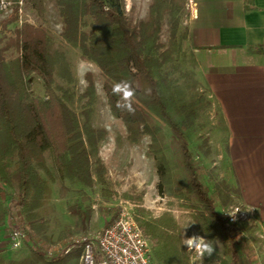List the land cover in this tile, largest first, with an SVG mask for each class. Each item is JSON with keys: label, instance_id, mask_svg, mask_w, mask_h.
Segmentation results:
<instances>
[{"label": "trees", "instance_id": "trees-1", "mask_svg": "<svg viewBox=\"0 0 264 264\" xmlns=\"http://www.w3.org/2000/svg\"><path fill=\"white\" fill-rule=\"evenodd\" d=\"M12 1L13 13L0 22L2 31L12 27L13 34L0 35V231L10 229L21 217L30 253L20 260L0 253V264H68L80 258L83 242L77 249L49 256L27 230L45 236L43 206L55 181L59 190L67 188L68 181L81 195L69 205V211L82 225L86 223L90 211L83 205L85 188L97 183L101 194L108 193L105 169L97 155L106 131L90 121L95 102L90 74L85 75V90L77 97L65 51L54 45L45 27L27 22L18 25V0ZM27 1L43 13V0ZM54 2L62 19L63 43L77 48L82 59L95 63L106 75L103 89L107 103L112 115L123 122L127 140L136 142L143 134L150 136L148 151L154 159L159 192L187 200L206 243L215 246L213 241H220L223 252L236 264L241 253L234 240L237 226L225 224L215 199L198 177L195 150L208 154L209 147L207 139L198 136L197 119L210 101L195 90L194 82L190 83L192 70L181 69L183 72L175 75L187 39V31L179 30L186 0H151L147 20L137 26L127 19L125 0ZM164 22L169 33L166 44L160 41ZM9 48L17 54L7 58ZM252 52L264 55V46ZM189 64L191 68L197 66L192 56ZM33 74L41 79L45 97L31 93L29 78ZM121 81L129 82L135 90L132 112L117 107L121 96L113 94V87ZM76 97L79 101L86 98L79 111ZM215 116L226 153L227 126L218 108ZM220 184L216 191L221 203L226 204L232 188L226 182ZM134 218L142 233L151 235V257L157 264H187L171 216L139 220L134 214ZM95 254L98 259L100 253ZM244 262L249 264L245 257Z\"/></svg>", "mask_w": 264, "mask_h": 264}, {"label": "rangeland", "instance_id": "rangeland-1", "mask_svg": "<svg viewBox=\"0 0 264 264\" xmlns=\"http://www.w3.org/2000/svg\"><path fill=\"white\" fill-rule=\"evenodd\" d=\"M18 1L16 2L17 14L19 13L18 6H20L22 8L20 17L22 22L45 27L54 45L60 50L65 51L67 64L74 78V90L77 97L85 90L87 81L84 77L83 83H81L80 78L77 76L76 68L81 63L87 66V73L90 74L95 87V102L92 107L90 121L94 127H100L106 131L104 139L99 143L97 155L105 169V188L108 190V193L105 195L101 194L100 186L97 183L91 188H85L83 205L89 207L90 213L86 223L82 225L78 217L69 211V205L75 199L76 201L79 200L81 195L78 194L75 187L71 186L68 181H65L67 188L63 190H59L60 184L57 181L52 182L50 184V197L43 206V214L47 220L45 236L35 235L28 229L27 231L32 235V239L49 256L62 254L67 246H70L71 249H77V246H79L83 239H93L104 227L106 221L112 218L117 209L121 206H127L139 220H153L164 214L171 216L176 223L175 233L179 236L181 245L186 251L187 264H189V250L184 245V239L189 238L191 235L203 237L204 235L194 221V212L189 207L187 200L163 195L159 192L154 159L148 151L150 136L143 134L136 142H129L127 140V131L123 122L120 118L112 115L107 103V97L103 89L106 75L101 72L95 63L82 59L77 48L63 43L60 36L62 19L54 0H43L44 11L42 14H39L32 8L27 0H21L22 3L20 5ZM150 3L151 0H125L126 16L131 25L137 26L140 21L147 20ZM14 5L15 2L12 1L11 12L5 16H0V22L7 19L13 13ZM181 23L179 30L184 31ZM20 24L18 21V25ZM0 35H5L6 37L12 36V27H9L5 31H2L0 28ZM168 36V26L164 22L160 30V41L166 44ZM183 49L184 57L179 58L180 69L179 66L176 67L178 70H175V75L179 76L180 71H182L181 69L192 70L194 75L190 83L194 82L195 90L198 93H204L210 101V106L203 110L197 119L198 136L206 138L209 147L208 154L195 150L196 158L199 161L198 177L208 189L210 195L215 199L217 210L222 212L229 205L240 203V201L235 188H232L230 200L226 204L221 203L217 194L216 185H221V182H225L226 172L229 167L221 134L217 128L216 106L211 102L205 86L201 83L197 74V66L191 68L189 64L190 57L192 56L194 60L195 57L187 46L186 41ZM16 54L17 52L13 48H9L6 51L7 58L13 57ZM55 80L61 83L58 77H55ZM29 84L30 91L34 96L45 97L43 84L38 76L31 75ZM77 97L75 105L76 111H79L80 106L86 98L84 97L79 101ZM197 142L198 140H195L194 143ZM40 173L45 177L42 170H40ZM18 218L17 224L20 225V223H23V220L21 217ZM242 228L247 232L246 238H236V234L239 231L238 226L234 235V240L241 250L236 264H246L244 257L249 264H264V249L260 247L262 242L255 235L256 227L252 228L250 226L244 228V225H242ZM9 230L7 228L0 231V253H6L15 260L28 256L30 248L26 243L28 239L27 235L23 244L19 248L13 249L10 247ZM146 235L150 242L151 253L153 240L150 234ZM213 243L215 246L210 245L213 247L214 252L211 256L205 253L203 257L204 263L223 264V261H225L227 264H232L229 256L223 252L220 241H213ZM254 254L258 255L256 259L252 258ZM68 264H81L80 258L73 259Z\"/></svg>", "mask_w": 264, "mask_h": 264}, {"label": "crops", "instance_id": "crops-1", "mask_svg": "<svg viewBox=\"0 0 264 264\" xmlns=\"http://www.w3.org/2000/svg\"><path fill=\"white\" fill-rule=\"evenodd\" d=\"M193 1L197 17L181 26L227 126L225 182L264 226V55L252 52L264 46V0Z\"/></svg>", "mask_w": 264, "mask_h": 264}, {"label": "built area", "instance_id": "built-area-1", "mask_svg": "<svg viewBox=\"0 0 264 264\" xmlns=\"http://www.w3.org/2000/svg\"><path fill=\"white\" fill-rule=\"evenodd\" d=\"M18 3L20 5L22 1L20 0ZM11 10L12 0H0V16L7 15ZM18 12V21L22 23L20 18L22 8L20 6H18ZM185 14L187 19L197 17V5L193 0H186ZM222 214L226 225L238 226L239 231L236 238L247 237V232L242 228V225L244 228L256 227L255 235L262 242L260 247L264 249V226L258 225L255 209L252 206L238 202L223 209ZM192 236L200 235H191L190 237ZM25 239L26 234L22 227L13 224L9 230L10 247L19 248ZM82 242L81 264H156L151 259L150 242L139 228L134 213L127 206H121L112 221L104 226L93 239L86 238ZM251 246L253 245L251 244ZM70 249L71 247L67 246L63 252L66 253ZM188 250L189 264H205L203 258L194 249ZM95 251L100 253L98 259ZM257 256L254 254L252 258L256 259Z\"/></svg>", "mask_w": 264, "mask_h": 264}, {"label": "clouds", "instance_id": "clouds-1", "mask_svg": "<svg viewBox=\"0 0 264 264\" xmlns=\"http://www.w3.org/2000/svg\"><path fill=\"white\" fill-rule=\"evenodd\" d=\"M88 68L85 64L81 63L77 65L76 73L80 78L81 83H83V78L85 77ZM113 94L121 96V101H118L117 107L121 110H127L132 112L131 99L135 94V90L132 88L131 84L127 81H121L113 87ZM184 245H187L188 249H194L195 252L203 258L205 253L211 256L214 252L213 247L205 242V239L200 236H192L190 238L184 239Z\"/></svg>", "mask_w": 264, "mask_h": 264}]
</instances>
